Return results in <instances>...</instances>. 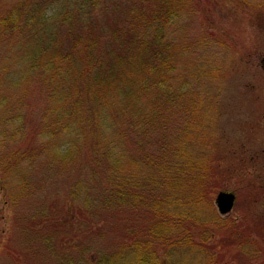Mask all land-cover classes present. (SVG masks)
Masks as SVG:
<instances>
[{"label":"trees","instance_id":"obj_1","mask_svg":"<svg viewBox=\"0 0 264 264\" xmlns=\"http://www.w3.org/2000/svg\"><path fill=\"white\" fill-rule=\"evenodd\" d=\"M193 9L0 0V259L251 264L264 249L260 225L215 213L219 163L191 140L178 38Z\"/></svg>","mask_w":264,"mask_h":264},{"label":"rangeland","instance_id":"obj_2","mask_svg":"<svg viewBox=\"0 0 264 264\" xmlns=\"http://www.w3.org/2000/svg\"><path fill=\"white\" fill-rule=\"evenodd\" d=\"M192 3L195 12L182 20L178 39L187 45L182 65L197 89L191 95L193 103L188 102L197 106L191 117V140L206 149L205 160L219 163L211 174L217 185L212 208L219 217L246 219L264 230V0ZM220 192L236 197L229 215L218 210ZM0 212L6 215L1 223L6 228L0 225V232L8 231L12 209L0 204ZM251 249H255L251 264L255 258L263 261L264 249L258 252L254 243ZM0 264L9 261L3 257Z\"/></svg>","mask_w":264,"mask_h":264},{"label":"water","instance_id":"obj_3","mask_svg":"<svg viewBox=\"0 0 264 264\" xmlns=\"http://www.w3.org/2000/svg\"><path fill=\"white\" fill-rule=\"evenodd\" d=\"M236 197L233 193L220 192L216 204L221 215H228L235 206Z\"/></svg>","mask_w":264,"mask_h":264},{"label":"flooded vegetation","instance_id":"obj_4","mask_svg":"<svg viewBox=\"0 0 264 264\" xmlns=\"http://www.w3.org/2000/svg\"><path fill=\"white\" fill-rule=\"evenodd\" d=\"M264 61V60H263Z\"/></svg>","mask_w":264,"mask_h":264}]
</instances>
